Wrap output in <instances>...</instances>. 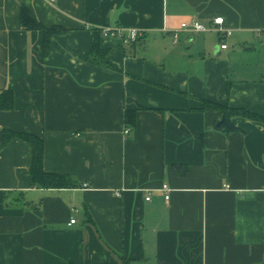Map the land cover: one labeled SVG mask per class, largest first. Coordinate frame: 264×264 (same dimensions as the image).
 Instances as JSON below:
<instances>
[{"label":"crops","instance_id":"1","mask_svg":"<svg viewBox=\"0 0 264 264\" xmlns=\"http://www.w3.org/2000/svg\"><path fill=\"white\" fill-rule=\"evenodd\" d=\"M23 7L66 29L48 54ZM216 17L225 41L182 27ZM104 26L146 34L124 46L97 36ZM97 38L110 67L90 62ZM8 88L0 264H264V124L233 117L227 132L202 110L264 115V0H0V95ZM5 129L41 138L44 170L77 186L32 185L33 147L5 142Z\"/></svg>","mask_w":264,"mask_h":264},{"label":"trees","instance_id":"2","mask_svg":"<svg viewBox=\"0 0 264 264\" xmlns=\"http://www.w3.org/2000/svg\"><path fill=\"white\" fill-rule=\"evenodd\" d=\"M21 25L25 30H39L42 32L45 54H48L49 52L52 36L55 34H62L66 31V29L62 26H53L51 28L44 26L26 7L22 8ZM95 31L97 36L101 35V31L99 29H96ZM98 38L93 45L91 56L89 57L90 62L97 65L110 67L111 65L105 60L106 50L100 47ZM13 97V90L11 88L3 91L0 95V109H12ZM202 110L217 111L221 114V116L224 115L225 120L219 127L220 129H225L227 132L237 129L231 120L233 117H245L264 124V115L262 114H257L244 108H233L228 105H221L209 100H203ZM125 121L128 125L134 126L136 122V111L127 110L125 112ZM12 138H18L27 141L33 147L34 154L30 168V178L32 185L42 189L72 188L77 186V182L69 175L46 172L44 170V144L41 138L28 132H12L5 129L4 141L8 142ZM123 264H129L128 260L124 259Z\"/></svg>","mask_w":264,"mask_h":264},{"label":"built area","instance_id":"3","mask_svg":"<svg viewBox=\"0 0 264 264\" xmlns=\"http://www.w3.org/2000/svg\"><path fill=\"white\" fill-rule=\"evenodd\" d=\"M53 1V0H49ZM182 27L188 29L190 32L199 33L203 31H207L209 29L215 30L218 32L223 40L225 41L226 37H229L232 34V31L224 26V18L223 17H216L212 20V25L210 27L205 26L199 21H193L191 23H182ZM101 34L105 37L115 38L121 41L124 46H132L138 43L146 34V30L143 28L131 27H110L104 26L100 29ZM174 37L177 38L178 34L177 31L174 32ZM221 48H227L226 42L221 44ZM129 129L125 130V133H128ZM86 186V185H85ZM163 189L165 191H169L168 186L164 185ZM120 195V194H117ZM169 198V195L166 194V199ZM150 198H147L149 200ZM76 220L72 219L70 221L71 224L75 223Z\"/></svg>","mask_w":264,"mask_h":264},{"label":"water","instance_id":"4","mask_svg":"<svg viewBox=\"0 0 264 264\" xmlns=\"http://www.w3.org/2000/svg\"><path fill=\"white\" fill-rule=\"evenodd\" d=\"M225 118L224 115L222 116L221 120L218 121L217 126H220L224 122Z\"/></svg>","mask_w":264,"mask_h":264}]
</instances>
